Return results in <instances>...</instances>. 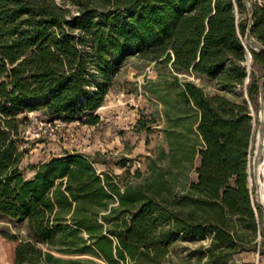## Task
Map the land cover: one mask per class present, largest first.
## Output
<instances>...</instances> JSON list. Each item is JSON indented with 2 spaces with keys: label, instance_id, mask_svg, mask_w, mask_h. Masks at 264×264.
<instances>
[{
  "label": "trees",
  "instance_id": "16d2710c",
  "mask_svg": "<svg viewBox=\"0 0 264 264\" xmlns=\"http://www.w3.org/2000/svg\"><path fill=\"white\" fill-rule=\"evenodd\" d=\"M66 1L0 0V215L26 221L24 238L0 229L9 264H168L175 236H204L205 223L203 264H226L241 251L239 232L255 239L262 210L255 212L247 187L246 100L208 95L190 80L179 91L196 111L201 142L197 179L181 198L214 209L215 221L185 219L164 183L135 182L141 171L131 174L125 163L122 174L102 173L94 159L65 153L26 178L18 167V117L42 109L50 119L95 124L93 113L133 55L169 65L176 81L192 73L225 91L245 87L254 105L264 103V3ZM242 37L263 70L259 78L247 69Z\"/></svg>",
  "mask_w": 264,
  "mask_h": 264
},
{
  "label": "rangeland",
  "instance_id": "374dc122",
  "mask_svg": "<svg viewBox=\"0 0 264 264\" xmlns=\"http://www.w3.org/2000/svg\"><path fill=\"white\" fill-rule=\"evenodd\" d=\"M56 1L67 3L66 0ZM256 1L264 3V0ZM237 16L246 18L245 13L237 12ZM242 40L249 45L247 38L242 37ZM246 66L249 73L257 78L262 76L263 70L253 62L252 55L247 56ZM178 78L176 81L169 65L147 62L133 55L123 62L111 81L103 104L93 113L98 117L95 124L76 120L62 126L54 135L32 138L36 124L51 117L42 109L19 115L20 171L30 178L39 163L65 153L94 159L96 169L102 173L122 174L127 167L132 174L137 168L142 176L135 182L149 178L164 183L167 190L163 193L175 203L182 217L215 221L214 209L191 198H181L188 183L197 179L195 168L200 163L198 149L201 142L194 130L196 111L181 100L179 91L182 82L190 80L208 95L221 94L233 100L247 101V90L238 87L225 91L215 80L192 73L178 74ZM250 104L256 117V129L262 124L264 136V120L260 122L257 117L260 104L254 105L251 101ZM88 115L83 119H88ZM122 163L126 167H122ZM254 202L256 207L261 206L256 199ZM261 209L255 239L250 240L252 237L247 232H239L243 239L239 244L241 251L226 264H264V207ZM204 226L207 231L204 236L181 233L175 236L174 243L168 248L169 263L203 264L210 243V227L208 223ZM0 229L24 238L26 221L0 215ZM0 264H9L7 248L1 239Z\"/></svg>",
  "mask_w": 264,
  "mask_h": 264
},
{
  "label": "built area",
  "instance_id": "2783aa9c",
  "mask_svg": "<svg viewBox=\"0 0 264 264\" xmlns=\"http://www.w3.org/2000/svg\"><path fill=\"white\" fill-rule=\"evenodd\" d=\"M243 44L245 46V57L247 59V56L251 57V52L248 48L249 45L247 46L244 42ZM247 50L248 52H246ZM246 82H248V79ZM247 105L252 117V134L246 161L247 187L249 190L251 203L256 212L257 209L254 201L256 199V201L259 203L260 193L264 192V136L262 124L256 129L255 113L248 99ZM257 117L258 121L260 122L264 120V103L261 101V99ZM67 123V121L62 119H48L40 121L36 124V130L32 138L54 135L62 126ZM260 204L263 207V204Z\"/></svg>",
  "mask_w": 264,
  "mask_h": 264
},
{
  "label": "bare ground",
  "instance_id": "6f19581e",
  "mask_svg": "<svg viewBox=\"0 0 264 264\" xmlns=\"http://www.w3.org/2000/svg\"><path fill=\"white\" fill-rule=\"evenodd\" d=\"M259 197H260V202L263 204L264 207V192H261Z\"/></svg>",
  "mask_w": 264,
  "mask_h": 264
}]
</instances>
